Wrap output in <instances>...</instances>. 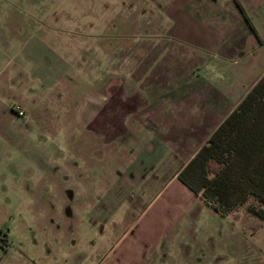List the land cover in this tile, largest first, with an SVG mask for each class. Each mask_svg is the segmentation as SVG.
<instances>
[{
  "label": "crops",
  "instance_id": "obj_1",
  "mask_svg": "<svg viewBox=\"0 0 264 264\" xmlns=\"http://www.w3.org/2000/svg\"><path fill=\"white\" fill-rule=\"evenodd\" d=\"M239 1L250 23L234 0H164L162 4L154 0L156 15H164L167 20L131 24L123 31L113 27L110 33L96 36L94 51L100 54L95 61L104 56L106 81L96 79L99 69L95 62L89 84L95 80L99 83L101 97L103 93L112 95L118 85L107 77L113 73L110 67L118 58L115 44L127 51L138 49L136 55L125 52L120 58L138 64L126 65L127 71L117 73L121 83L116 87V91H123L135 102L128 108L124 104L120 107L114 98L109 103L99 102L86 119H90L89 125L100 115H110L121 108L119 116L124 126L114 133L121 145V157L115 146L106 157L112 182L152 194L143 216L151 209L152 212L144 229L136 235L139 242L131 243L133 224L127 222L123 230L117 231L109 223L115 216L96 210L85 249L80 244H67L65 230L58 225L39 224L36 231H28L31 226L26 224L19 230L22 235L26 233V243L19 245L17 253L12 251L13 243L7 242L11 230L4 233L0 264H264L262 258L243 263L233 238L245 233L240 218L235 219L233 212L221 213L213 208L177 175L264 74V0ZM14 28L10 27L7 40L0 41V60L4 54L9 62L0 65V94L4 68L12 70L8 81L13 87L23 86V75L26 79L28 76L14 61ZM116 38L121 43L108 41ZM248 43L252 45L250 51ZM69 81L72 86L69 83V90L60 89V100L64 95L70 98V93L76 91L75 81ZM44 89L49 93L48 88L41 86V91ZM24 95L0 97V139L18 149L31 131L49 137L68 132L62 125L55 129L46 113L33 115L29 96ZM16 104L26 115L16 114ZM8 124L11 127L7 128ZM89 130L94 129L89 126ZM64 139L67 144L71 137L65 134ZM122 158L124 173L119 177L115 166ZM131 194L123 195L121 201L132 203L141 197L139 192ZM158 218L162 222L155 226ZM97 220L102 221L99 230ZM263 227L264 222L250 233L257 234ZM166 237L169 240L164 242ZM141 238L145 239L144 244L140 243ZM161 240L163 243H159Z\"/></svg>",
  "mask_w": 264,
  "mask_h": 264
},
{
  "label": "rangeland",
  "instance_id": "obj_2",
  "mask_svg": "<svg viewBox=\"0 0 264 264\" xmlns=\"http://www.w3.org/2000/svg\"><path fill=\"white\" fill-rule=\"evenodd\" d=\"M155 12L154 0H0V41L7 40L10 27H15L16 36L11 43L13 52H17V60L14 61L28 72L27 79L23 75V86L16 88L8 81L11 80L12 70L4 68L0 97L8 99L27 94L31 111L35 110L33 115L46 113L55 129L57 125L69 129L68 132L57 131L59 135L51 137L45 134L37 136L31 131L29 138L21 140L23 146L18 149L0 139L1 250L4 247V233L8 230H11L12 237L9 235L7 242L13 243L12 251L17 253L19 245L26 243V233L22 235L19 232L21 227L27 224L31 226L28 231H36L39 224L46 223L48 226L45 227L58 225L60 230L64 229L67 244H80L85 249V245L89 244L90 223L95 222L93 217L96 210L103 215L112 213L115 219L109 223L117 231L123 230L127 222L130 226L133 224L131 243L139 242L136 235L144 229V223L152 212L151 209L143 216L146 202L152 194L144 193L142 188L132 189L122 186V182H112L106 157L113 146L121 157V145L114 137V133L124 126L119 116L121 108L110 112V115H100L89 125L90 119L86 118L99 102L109 103L114 98L120 107L124 104L127 108L135 102L123 91H116L121 83L117 73L127 71L126 65L138 64L135 60L129 63L120 61L125 52L133 56L138 53V49L127 51V48L121 47L118 43H121L120 38L108 39L118 43L117 46L115 44L118 52L115 56L118 58L110 67L114 71L107 76L118 84L113 89L115 92L112 95L103 93L101 97L99 83L95 80L89 84L95 72L92 65L100 54L94 51L96 36L110 33L113 27L114 30L123 31L131 24L167 20L164 15H156ZM129 36L134 38L133 35ZM251 49L252 45L248 43V51ZM249 59L250 56L247 64ZM97 63L99 70L96 79L102 83L106 81L104 56ZM4 64L8 65L9 62L3 54L0 65ZM71 78L76 83V91L70 93L68 99L63 94L60 100L58 96L63 92L60 89L69 90ZM41 86L48 88L49 93L45 89L41 91ZM14 109L17 115H26L25 110L22 109L23 114H18ZM258 111L264 112V90L258 96V102L251 107L249 119L244 121L246 125ZM52 115L57 118L50 117ZM89 126L94 130H89ZM6 127H11V124ZM65 134L71 137L67 144ZM236 139L244 140L237 136ZM227 159L237 165L240 162L233 153H228ZM122 162L123 158L116 161L115 174L119 177L124 173L120 166ZM230 176L234 177L235 173L231 171ZM131 192H139L140 199L132 203L122 202L121 197ZM261 205L264 207V202ZM238 210H242L241 205ZM230 212H234V209ZM161 222L162 219L158 218L154 224L159 226ZM167 222L169 226L170 220L167 219ZM101 224L102 221L97 220L98 230ZM11 238L15 240L12 242ZM233 238L241 251L243 263L264 259V227L257 234L242 232L233 235ZM164 240L168 241L169 237ZM144 242L145 239L141 238L140 243ZM159 243H163L162 240Z\"/></svg>",
  "mask_w": 264,
  "mask_h": 264
},
{
  "label": "trees",
  "instance_id": "obj_3",
  "mask_svg": "<svg viewBox=\"0 0 264 264\" xmlns=\"http://www.w3.org/2000/svg\"><path fill=\"white\" fill-rule=\"evenodd\" d=\"M234 1L250 23L240 1ZM263 90L264 74L177 174L219 212L234 209L233 217L240 218L242 229L249 233L264 222V112L258 111L247 125L244 121ZM228 153L238 157V165L227 159Z\"/></svg>",
  "mask_w": 264,
  "mask_h": 264
},
{
  "label": "built area",
  "instance_id": "obj_4",
  "mask_svg": "<svg viewBox=\"0 0 264 264\" xmlns=\"http://www.w3.org/2000/svg\"><path fill=\"white\" fill-rule=\"evenodd\" d=\"M15 108H16V111H17L18 114H23L24 113L23 110L18 105Z\"/></svg>",
  "mask_w": 264,
  "mask_h": 264
}]
</instances>
